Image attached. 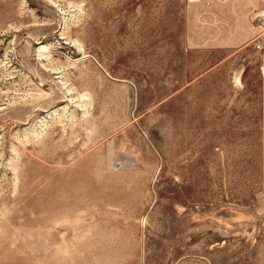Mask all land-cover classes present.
Returning a JSON list of instances; mask_svg holds the SVG:
<instances>
[{
    "label": "rangeland",
    "instance_id": "374dc122",
    "mask_svg": "<svg viewBox=\"0 0 264 264\" xmlns=\"http://www.w3.org/2000/svg\"><path fill=\"white\" fill-rule=\"evenodd\" d=\"M0 264H264V0H0Z\"/></svg>",
    "mask_w": 264,
    "mask_h": 264
}]
</instances>
